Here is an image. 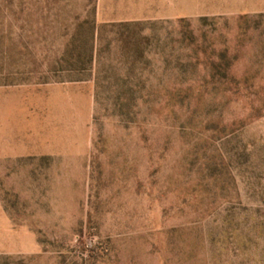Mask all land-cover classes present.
<instances>
[{"label":"rangeland","instance_id":"rangeland-1","mask_svg":"<svg viewBox=\"0 0 264 264\" xmlns=\"http://www.w3.org/2000/svg\"><path fill=\"white\" fill-rule=\"evenodd\" d=\"M0 264H264V0H0Z\"/></svg>","mask_w":264,"mask_h":264},{"label":"trees","instance_id":"trees-1","mask_svg":"<svg viewBox=\"0 0 264 264\" xmlns=\"http://www.w3.org/2000/svg\"><path fill=\"white\" fill-rule=\"evenodd\" d=\"M93 39L95 38V31H93ZM93 54L92 56L89 58V61L92 63L93 62ZM79 58H77V62H78ZM77 62L72 63V68L78 69L79 67L77 66Z\"/></svg>","mask_w":264,"mask_h":264}]
</instances>
